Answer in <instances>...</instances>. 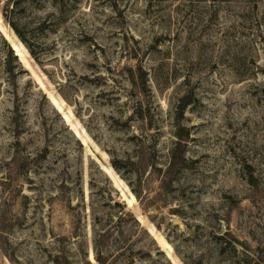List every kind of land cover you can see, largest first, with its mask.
Wrapping results in <instances>:
<instances>
[{"label":"rangeland","instance_id":"obj_1","mask_svg":"<svg viewBox=\"0 0 264 264\" xmlns=\"http://www.w3.org/2000/svg\"><path fill=\"white\" fill-rule=\"evenodd\" d=\"M99 258L264 264V0H0V264Z\"/></svg>","mask_w":264,"mask_h":264},{"label":"trees","instance_id":"obj_2","mask_svg":"<svg viewBox=\"0 0 264 264\" xmlns=\"http://www.w3.org/2000/svg\"><path fill=\"white\" fill-rule=\"evenodd\" d=\"M13 25V24H12ZM186 107H182L181 109H182V111L185 109ZM99 262H100V264H104V261L102 260V258H99V260H98Z\"/></svg>","mask_w":264,"mask_h":264}]
</instances>
